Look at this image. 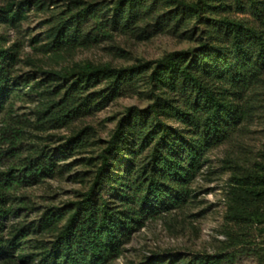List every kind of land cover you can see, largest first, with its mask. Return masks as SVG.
<instances>
[{"label": "rangeland", "instance_id": "rangeland-1", "mask_svg": "<svg viewBox=\"0 0 264 264\" xmlns=\"http://www.w3.org/2000/svg\"><path fill=\"white\" fill-rule=\"evenodd\" d=\"M114 1L81 0V3L112 6ZM242 1L238 4L236 0H212L213 6L205 14L208 20L194 16L175 27V22L165 24L164 18L159 19L175 6L159 4L152 14L137 23L142 29L121 30L108 24L105 32L95 30L89 40L65 44L54 53L42 48L47 32L60 17L76 10L74 3L0 0V8L13 3L14 10L22 7L26 14L20 19L0 16V45L15 52L10 67L11 92L0 109V196L12 211L4 219L1 236L8 237L20 226H38L44 213L52 209L69 211L71 204L82 199L93 186L100 155L120 120L130 108L146 109L154 101L146 91L149 86L140 85L135 92H121L98 106L92 105L90 110L71 114L64 121V110L57 104L71 83L63 78L64 73L85 62L126 67L199 47L207 41V31L216 30L217 20L223 17L259 26L260 16L249 0ZM96 23L88 19L84 31H92ZM224 39L229 42V38ZM259 77L240 89L236 96L242 107L240 121L229 126L224 139L210 146L201 166L184 182L186 192L169 206L145 208L141 224L131 231L122 253L111 264H200L204 257L213 258V264L262 263L264 220L241 222L228 214V190L233 176L264 166V65ZM26 80L29 83H23ZM105 87V81H98L85 95L96 97ZM107 93L108 90L103 92ZM166 122L174 129L186 128L177 119ZM79 132L85 146L71 148L67 140ZM153 145L154 142L136 156L131 172L126 170V158L114 166L115 170L135 178L134 171L147 162ZM138 146L137 143L136 149ZM42 152L53 154L57 167L52 175L35 180L27 165ZM101 194L111 203H120L109 185L104 184ZM51 239L50 233L40 229L28 237L32 245Z\"/></svg>", "mask_w": 264, "mask_h": 264}, {"label": "trees", "instance_id": "trees-1", "mask_svg": "<svg viewBox=\"0 0 264 264\" xmlns=\"http://www.w3.org/2000/svg\"><path fill=\"white\" fill-rule=\"evenodd\" d=\"M211 2L115 0L110 6L93 2L82 5L81 0H70L76 10L58 19L47 32L42 48L44 52L58 53L65 44L89 40L95 30L105 32L108 24L121 30L142 29L137 23L152 14L159 4L175 6L159 17L165 19V24L175 22L174 27L194 16L208 20L205 14L213 6ZM249 3L260 16L259 26L223 17L217 20L216 30L207 31V41L199 47L126 67L85 62L63 74L65 80L71 81L57 102L64 110V121L121 92H135L140 85L149 86L146 91L154 101L146 109L130 108L120 120L100 155L93 186L82 199L71 204L69 211L61 208L47 211L38 226H20L5 238L1 236L4 219L12 211L0 196V264H111L122 253L131 231L141 224L145 208L169 206L186 192L184 182L201 166L210 146L224 139L229 126L240 121L242 107L236 101L240 89L260 78L264 65V0ZM13 6L12 3L0 8V16L12 19L26 16L22 7L14 10ZM90 18L97 22L95 29L85 32L83 26ZM14 61L15 52L0 45V109L11 92L10 67ZM98 81H105L106 87L96 97L85 95ZM105 90L108 93L104 95ZM167 119L180 120L186 128L174 129ZM152 142L147 162L134 171L135 178L115 170L114 166L126 158V170L131 172L136 156ZM67 145L82 148L85 139L79 132L68 138ZM56 167L54 155L46 152L27 165L35 180L52 175ZM104 184L111 186L119 204L111 203L101 194ZM262 204L264 166L234 175L228 190L229 216L241 222H263ZM38 229L50 233L52 239L36 245L29 243V235ZM24 245L30 247L26 249ZM261 260L264 264V253ZM213 263L214 259L208 257L200 261V264Z\"/></svg>", "mask_w": 264, "mask_h": 264}]
</instances>
